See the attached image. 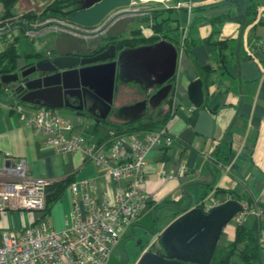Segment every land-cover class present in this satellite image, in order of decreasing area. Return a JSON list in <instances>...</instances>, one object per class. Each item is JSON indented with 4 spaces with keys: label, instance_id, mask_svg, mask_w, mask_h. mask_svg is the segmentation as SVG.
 I'll return each mask as SVG.
<instances>
[{
    "label": "crops",
    "instance_id": "0c3cea01",
    "mask_svg": "<svg viewBox=\"0 0 264 264\" xmlns=\"http://www.w3.org/2000/svg\"><path fill=\"white\" fill-rule=\"evenodd\" d=\"M41 1L35 0L26 11L38 13L54 0L46 4ZM254 1L258 7L255 17H251L245 15L248 0H169L174 8L172 17L178 18L181 29V33L172 32L169 36L180 45L188 36V44L176 47L171 117L167 120L174 140L168 147L147 152L146 179L141 189L148 198L138 221L121 236V239L128 237L126 247L131 253V264H135L146 249L163 252L158 233L181 214V209L201 205L204 210L209 199L217 202L214 206L233 199L240 203L253 202L264 193V0ZM135 6L140 8L139 4ZM131 23L126 26L129 35L134 29H139L145 37L152 35L151 26L145 22L137 28L130 27ZM52 47L51 41L47 49ZM32 53H26L21 61L19 53L16 68L31 61L34 57L27 55ZM202 67H208L209 71L205 72ZM195 79L202 81L201 108L208 111L214 126L210 137L195 135L188 143L178 135L188 124L184 108L193 107L188 87ZM126 86L138 85L119 83L113 98L115 108L134 102L123 91ZM15 98L10 88L4 87L0 91V152L24 158L34 176L52 180L72 176L74 181L93 178L98 184V196L104 189L111 190L110 179L83 154L57 153L46 146L43 135L27 126L23 117L10 108ZM167 100L155 108H159L161 114L169 107ZM59 109L72 121L75 117L74 133L88 131L96 140L110 135L111 129L107 127L100 128L101 137L94 133L98 123L91 116ZM108 118L117 119L113 114ZM86 119L92 122L89 127L84 125ZM78 123H81V129H76ZM225 135L226 139L220 145ZM163 171L171 176L160 178ZM69 210V194L64 191L47 212L52 227L63 229ZM20 212L16 220H12L13 212L10 219L1 221L2 225L17 228L24 224L28 213ZM150 214H154V220L143 221ZM32 215L39 214L33 212ZM256 221L261 233L263 224L258 217L248 215L243 224L250 227ZM236 227L228 221L217 244L229 245L235 238ZM259 254L260 259L255 264H264V244H260Z\"/></svg>",
    "mask_w": 264,
    "mask_h": 264
},
{
    "label": "built area",
    "instance_id": "2783aa9c",
    "mask_svg": "<svg viewBox=\"0 0 264 264\" xmlns=\"http://www.w3.org/2000/svg\"><path fill=\"white\" fill-rule=\"evenodd\" d=\"M135 5L122 9L120 15L140 16L147 11ZM55 23L56 31L85 39L95 35L103 25L84 27L67 18L56 19ZM8 25H1L0 31ZM38 27L33 23L25 34L34 35ZM10 108L23 117L27 126L43 135L46 146L57 153L83 154L102 170L113 187L98 196L95 179L71 182L65 189L70 203L68 220L58 230L52 227L45 210L46 187L54 180L34 176L24 158L0 152V264H107L112 247L138 221L146 204L148 194L141 189L146 179L145 156L154 148L172 144L174 135L169 123L153 131L119 134L111 131L107 137L96 140L88 131L74 133L73 121L59 108L35 107L15 99ZM170 176L163 171L159 177ZM216 204L209 199L204 210ZM20 211L28 213L24 224L17 228L1 224L13 212ZM33 212L39 215L35 217ZM248 215L261 219L259 242L264 244V193L253 202H241V209L230 222L241 225Z\"/></svg>",
    "mask_w": 264,
    "mask_h": 264
},
{
    "label": "water",
    "instance_id": "95a60500",
    "mask_svg": "<svg viewBox=\"0 0 264 264\" xmlns=\"http://www.w3.org/2000/svg\"><path fill=\"white\" fill-rule=\"evenodd\" d=\"M133 2L76 0L78 6L68 9L67 19L80 26L93 27L113 10L132 7ZM135 19V16L125 14L111 19L106 25V36L122 34ZM101 40V37L85 39L61 32L52 40L55 56L39 59L22 70L18 68L12 73L0 74V88H10L24 103L49 108L67 107L76 110L77 115L91 116L99 123L108 119L111 113L117 85L137 84L142 95L148 98L121 105L113 111V115L122 121L144 117L147 106L155 109L170 93L172 83L169 79L174 75L177 64L176 46L161 39L154 44L119 50L114 44H109L89 58L73 53L85 54L87 49L97 48ZM201 86L202 81L195 79L188 87L193 111L184 108L188 124L178 135L188 143L193 141L195 135L210 137L214 126L208 111L201 108ZM75 91L84 105L75 106L64 100L66 93L74 96ZM240 209L241 203L234 199L218 204L208 212L200 206L181 209V214L158 233L163 252L146 249L135 264H209L223 226Z\"/></svg>",
    "mask_w": 264,
    "mask_h": 264
},
{
    "label": "trees",
    "instance_id": "16d2710c",
    "mask_svg": "<svg viewBox=\"0 0 264 264\" xmlns=\"http://www.w3.org/2000/svg\"><path fill=\"white\" fill-rule=\"evenodd\" d=\"M17 0H0L2 4V11L0 12V26L6 24H15L19 29L20 33H25L35 21H41L45 15L52 16L57 11L61 13L57 17L67 18L68 8H76V0H54L52 3L44 7L40 12L34 13L31 10L25 11L19 15L13 13L12 8ZM257 3L254 0H248L246 5V16L255 17L257 12ZM174 8H153L150 10L152 15V22L150 24L152 29V35L145 37L140 33L139 29L132 30L129 37L122 40L119 44V48L123 47H135L143 44H154L161 39H165L169 42H173L177 48L181 45L186 46L188 44V36H185L180 42L173 40L169 34L172 32L181 33L178 18L172 17ZM45 13V14H44ZM44 14V15H42ZM39 15V16H38ZM42 15V16H40ZM38 16L39 18L35 17ZM55 17V16H54ZM141 22L147 23L149 20L146 16H136ZM180 30V31H179ZM28 57H34L36 59L41 58L42 54L32 53L28 54ZM19 57L18 50L16 48V42L13 40L0 49V74L12 73L16 70L17 59ZM205 72L209 71L208 67H202ZM173 78L172 76L169 81L172 83V88L169 95L165 100L168 101V109L161 114L158 109H152L146 116L139 118L134 121H122L118 119H105L101 120L100 123L95 125L94 133L101 137L100 128H110L114 134L127 133V132H139V131H153L161 128L167 120L171 117V93L173 89ZM1 87L0 91L2 90ZM15 100L20 103H24L19 99ZM164 100V101H165ZM38 107L36 105H33ZM107 135V134H106ZM72 176L54 180L46 187V200L45 210L49 211L51 204L56 201L63 194L67 186L73 182ZM201 204V203H200ZM203 205V203H202ZM201 206V205H199ZM260 219V218H258ZM260 225L254 222L250 227L245 224L238 225L235 231L234 240L227 246L216 245L213 255L209 264H255L260 259ZM159 240V239H158ZM160 242V241H159Z\"/></svg>",
    "mask_w": 264,
    "mask_h": 264
},
{
    "label": "rangeland",
    "instance_id": "374dc122",
    "mask_svg": "<svg viewBox=\"0 0 264 264\" xmlns=\"http://www.w3.org/2000/svg\"><path fill=\"white\" fill-rule=\"evenodd\" d=\"M52 0H42L41 3H48ZM135 2H138L139 6H140V10L142 11L143 9H147V11H145L144 13H142V15L146 16L149 20L147 21L146 25L150 26V23L152 22V18H151V14H150V10L152 9V7L154 8H170L172 7V3L169 2V0H134ZM34 1L31 0H17L13 11L15 13H17L16 15H19L20 13H22L23 11H26V9L33 3ZM2 10V4L0 3V12ZM61 12L57 11L56 14H53L52 16H47L45 15L44 18L39 21H35V24H38V26H42L43 28H39L37 30H34V35L31 34H25V33H20V29L13 23L8 25L5 29H2L0 31V49L3 48L4 46H7V44L11 43L13 40H15V38H17L16 40V47L17 50L20 53V59L19 61H21L24 58V55L26 53H32L35 51H45L48 46L49 43L53 40L54 37V32L53 29H55L52 25V22L56 19H65L63 17H57ZM45 14V13H44ZM42 14V15H44ZM40 15V16H42ZM39 16V15H38ZM38 16L35 17L39 18ZM55 16V17H54ZM51 22V23H49ZM49 23V25H48ZM145 24V23H144ZM141 25V22L138 19H135L134 22L131 23L130 27H139ZM45 26V27H44ZM123 91L125 92V94H127L130 98L131 101H135L138 100L141 96L142 93L139 89L138 86H126L123 88ZM75 120V117H74ZM73 120V121H74ZM76 122V121H75ZM91 121L86 119L85 121V127H89L91 125ZM76 129H81V123H78L76 125ZM103 137H107L106 135ZM102 137V138H103ZM25 211H23L24 213ZM21 212H19L20 214ZM26 213V212H25ZM12 220L14 218V220H16V217L18 216V212H15L14 214H12ZM154 214H150L149 216L147 215L143 221L146 222H150L151 220H154ZM1 224H3V222H1ZM1 228V227H0ZM222 240L224 241V238H222ZM149 246L152 247V242H149ZM119 249L120 247L118 245H114L111 249V253H110V257H109V264H118L120 262L119 259ZM131 263V262H130Z\"/></svg>",
    "mask_w": 264,
    "mask_h": 264
},
{
    "label": "flooded vegetation",
    "instance_id": "af4514ba",
    "mask_svg": "<svg viewBox=\"0 0 264 264\" xmlns=\"http://www.w3.org/2000/svg\"><path fill=\"white\" fill-rule=\"evenodd\" d=\"M78 6V4L76 3V7ZM122 11V9H115L113 10L110 14H108L106 16V18H104V20L102 22H100V24H103L102 27H100L98 30H97V33L95 35H91L88 39H96V38H99L101 37L102 40L100 42H98V45H97V48H94V49H87L85 54H80V53H77V52H73L75 55H78L80 57H84V58H89L93 55H95L97 52H99V50H103L105 48H107V46L109 44H114L116 46V49L119 50L121 48H119V44L122 42L123 39L129 37V33H127V30L125 32H123L122 34H118V35H110V36H106V25L107 23L111 20V19H115L117 17L120 16V12ZM134 16V15H133ZM136 18V16H135ZM138 19V18H136ZM139 20V19H138ZM51 23V22H49ZM48 23V25H49ZM52 26L54 27L56 25V23L53 21L52 22ZM45 27V26H44ZM39 28H43L42 26H39ZM38 28V29H39ZM53 32L55 33L54 36L60 34L62 31H56L55 29H53ZM68 33V32H67ZM87 39V38H86ZM53 48V47H52ZM52 48H49V49H46L43 53H42V56L41 58L39 59H42V58H51L53 56L56 55L55 51L52 49ZM98 50V51H97ZM39 59H36V58H33L31 61L23 64L22 66H18L16 68L15 71H17L18 68H21L20 70L24 69V68H27L28 66H30L32 63H34L35 61L39 60ZM71 94V93H70ZM69 93H66L64 95V100L67 101L69 104L71 105H75V106H80V105H84V103L82 104V102L78 99L77 97V92H73L74 96H70ZM14 96L16 97V95L14 94ZM17 98V97H16ZM143 98H148V96H144L142 95L138 100L140 99H143ZM18 99V98H17ZM136 101V100H135ZM63 109H67V110H71V111H74L76 112V110H73V109H69L67 107H62ZM116 108L113 106L112 104V110H111V114H113V111L115 110ZM84 110V109H83ZM146 115L148 112H151L152 111V108L151 107H146ZM145 115V116H146ZM128 239V237H125V238H120L118 241H117V245L120 247L119 249V259H120V262L118 264H131V253L128 251L127 247H126V244L128 241H126ZM131 262V263H130Z\"/></svg>",
    "mask_w": 264,
    "mask_h": 264
}]
</instances>
